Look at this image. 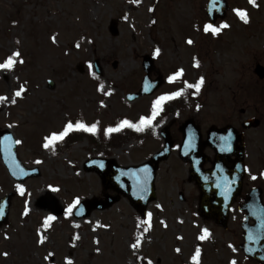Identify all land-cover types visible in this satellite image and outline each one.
<instances>
[{
  "label": "rangeland",
  "instance_id": "374dc122",
  "mask_svg": "<svg viewBox=\"0 0 264 264\" xmlns=\"http://www.w3.org/2000/svg\"><path fill=\"white\" fill-rule=\"evenodd\" d=\"M228 2V18L217 25L220 38L211 39L199 31L207 24L200 8L205 0H0V63L17 51L21 54L12 69H0V97L8 98L0 101V132L9 131L21 141L17 154L25 167L40 170L39 177L21 184L10 177L0 158V180L10 184L5 182L0 199L14 194L9 223L0 229V264H147L149 260L196 264L193 256L198 248L200 264H256L239 250L244 215L238 205L231 211L227 231L201 219L199 191L189 181L190 166L178 152L182 140L178 129L186 120L217 122L228 111L239 115V109L250 107L252 115L263 119L251 136V178L263 164L264 81L254 75V68L258 63L264 66V0ZM236 9L247 12V22ZM113 20L119 23L116 37L109 31ZM146 55L155 58L153 79L161 74L165 85L151 97L128 103L126 95L136 93L145 76ZM97 66L102 76L97 75ZM181 69L183 75L170 81ZM201 77L205 83L200 91L189 90V106L166 121L176 145L157 174L158 197L148 207L150 221L124 197L109 209L75 219L82 202L117 196L103 188L95 171L86 170L87 161L103 158L134 167L148 161L164 142L158 132L127 137L118 145L94 144L83 137L73 144L57 141L45 148V138L62 132L69 121L96 124L101 134L125 119L138 124L141 117L152 115L159 97L184 93L185 82L194 84ZM48 81L55 83L53 90ZM21 88L24 91L17 97ZM77 197L80 204L67 215ZM40 198H55L65 214L55 216L39 208ZM48 216L56 219L45 227ZM205 229L208 234L201 240ZM137 239L141 244L133 249Z\"/></svg>",
  "mask_w": 264,
  "mask_h": 264
},
{
  "label": "water",
  "instance_id": "95a60500",
  "mask_svg": "<svg viewBox=\"0 0 264 264\" xmlns=\"http://www.w3.org/2000/svg\"><path fill=\"white\" fill-rule=\"evenodd\" d=\"M228 11L227 0H216L215 7H212L211 0H208L207 16L210 23L214 26L218 19L224 20L227 17ZM109 29L113 36L119 35L117 21H112ZM143 69L146 76L142 80L141 88L138 93L127 95L128 102H135L142 97L151 96L164 84L162 76H159L156 80H152L151 78L156 69L153 57H144ZM97 72L99 75H102L99 67ZM254 73L259 80H264V67L262 65L258 64ZM48 84L51 90L55 88L53 82L49 81ZM260 124L259 120H248L245 122L244 128L247 130L251 128L256 129ZM214 130L220 152L228 146L224 140V136L228 134L233 135L236 133V130L232 127H227L223 130L215 128ZM179 131L183 135V142L179 153L180 157L184 162L191 164L190 181H194L201 189L199 199L200 216L204 221H214L218 227L227 230L231 209L241 196L243 190V180L245 177L243 147L241 149L234 148V152H230L229 155L236 158L230 169L222 167L220 163L221 155H218L212 171L204 173L202 167L205 161L201 155L199 127L195 124L194 120H187L181 125ZM161 136L165 142L163 150L156 153L150 161L140 166L125 168L117 165L114 160H90L86 164L87 171L95 170L102 181L104 189L116 192L117 196L115 198H107L104 202L87 200L79 208V210L86 208L84 213H79L78 210L75 212V217L77 219L88 218L93 211L109 209L118 203L121 197H125L130 201L131 206L143 218H146L149 204L157 199L155 182L159 165L169 159L174 148V141L168 127H165L161 131ZM5 137H11V140L6 141ZM241 142L243 143V138H241ZM0 155L9 173L15 180L24 182L28 178L40 175L37 169L29 170L23 167L17 157V144L8 131L0 132ZM97 162L104 163L106 169L103 167H92ZM144 169L148 171L145 172L143 171ZM209 179L217 180V184H211ZM12 197L13 195H8L0 200V228L8 224ZM180 199L184 201L183 194H180ZM44 201L50 202V204L47 205ZM38 205L40 208L52 211L56 216L65 213L54 199L50 201L41 198ZM238 209L241 213H245L244 221L241 223L243 242L240 244L239 249L247 259L258 264H264V200L262 189H253L244 198L243 203ZM250 236L253 239H249Z\"/></svg>",
  "mask_w": 264,
  "mask_h": 264
},
{
  "label": "snow or ice",
  "instance_id": "6c2138e0",
  "mask_svg": "<svg viewBox=\"0 0 264 264\" xmlns=\"http://www.w3.org/2000/svg\"><path fill=\"white\" fill-rule=\"evenodd\" d=\"M250 3L255 4V0H250ZM215 5H216V0H211V6L215 7ZM235 11H236L237 15L243 21H245V22L248 21V14H247V12L245 10L236 9ZM223 27L226 28V27H228V25L224 24ZM204 31L205 32H212L213 34H218L221 31V27L214 26L212 23H209V24L205 25ZM53 39H55V38H53ZM188 43L191 44V43H193V41L189 40ZM77 47H79V45H77ZM159 52H160V49L157 48L156 49V54L159 55ZM20 55H21L20 52L17 51L12 56H9L4 63H0V69H5V70L12 69L15 66L16 62H17L16 58L19 57ZM20 63H23V61L21 60ZM197 66H198V64H197ZM89 68H92L91 64H89ZM182 75H183V70L181 69L175 74V76L169 77V80L173 81V80H175L176 78H178V77H180ZM185 83H186V87L187 88H192V89L195 90V92L198 93L200 91V89L202 88V86L204 85L205 80H204L203 77H201L194 84L188 83V82H185ZM100 88H101V91H103V85H101ZM23 91H24V89L21 88V90L17 91L15 93V95L17 97H20L22 95ZM181 95H183V90L177 91V92H174V93H171V94H168V95L161 96L154 102L153 112H152V115L150 117L149 116L141 117V119H140L138 124H134L131 121L125 119V120H123L121 122V124L118 127H115V128L109 127L106 131H107V133L111 134L113 132L120 131L124 127L134 128L136 131H144L145 128L150 127L152 125V122L155 119L156 115L161 110L162 104H163L164 101L169 100V99H174V98L179 97ZM7 99H8L7 97H0V101H6ZM11 102L13 104L16 103L15 100H12ZM73 130H82V131H86V132H90V133H95V132H97L98 129H97V125L96 124H93V125L89 126V125H87V124H85L83 122H79V123L73 124V122L69 121L66 124V126H65V128H64V130L62 132L53 133L50 136L46 137L45 138V143H44L43 146L45 148L54 147L57 141L63 140ZM5 140L6 141L11 140V137H5ZM15 142L17 144L21 143V141H19V140L15 141ZM143 171L147 172L148 170L144 169ZM19 191H20L21 195H24L25 189H24L23 185L19 186ZM52 191H59V189L58 188H52ZM79 204H80V199L77 197L74 200V202L68 206V208L66 210V214L67 215H71L73 213V209L77 208V206ZM28 211L29 210L26 208L25 215L28 214ZM148 216H149V221H150L151 213H148ZM55 219H56L55 216H48L45 219V221H44L45 227H47L50 224V222L55 220ZM144 231L145 232L148 231V228H145ZM207 234H208V230L205 229L204 230V235H202L200 237V239L201 240L205 239ZM77 239H79V237H77ZM249 239H253V237L250 236ZM43 242H44V237H41L40 243H43ZM97 243H98V241H97ZM140 244H141V241L139 239H137L136 242L131 245V247L133 249H136V248H138L140 246ZM97 251H99V249H97ZM176 251L179 252L180 249H177ZM4 255L7 256L8 253L5 252ZM199 257H200V249L198 248L196 250L195 255L193 256V260L196 262V264H200ZM141 259H143V258H141ZM69 264H71V261H69ZM147 264H153V262L151 260H149L147 262ZM233 264H235V262H233Z\"/></svg>",
  "mask_w": 264,
  "mask_h": 264
},
{
  "label": "flooded vegetation",
  "instance_id": "af4514ba",
  "mask_svg": "<svg viewBox=\"0 0 264 264\" xmlns=\"http://www.w3.org/2000/svg\"><path fill=\"white\" fill-rule=\"evenodd\" d=\"M200 8L202 12L203 11L205 12L206 5L202 3L200 5ZM238 114L239 115H235V110L231 113L228 111L226 112L225 117L220 121L208 123L203 119L201 124H198L200 126V131H201V149L203 151L202 155L206 160V164L203 167V170L208 171L209 169H211L213 167V162L218 156L215 150L216 139H213L210 143H207L211 128L217 127L218 129H223L227 126H233L237 131L236 139L238 140L240 139L241 136H243V140H244L246 177L244 179L243 192L248 193L255 187H261L263 188L264 191V148L261 149V151L263 152V154H261L263 157V164L261 165V169L259 170L257 177L251 178L252 158H253V142L251 140V136L254 130L245 131L243 129L244 121L247 119L256 118V116L252 115V109L250 107L247 109H239ZM260 120L263 124L262 121L263 119ZM240 144H241L240 142L237 143V147H240ZM228 152L229 151L226 150L224 155L220 158V162H222L224 167L226 168H230L234 160V158L227 156ZM214 183H216L215 180ZM198 191L199 193H201V190Z\"/></svg>",
  "mask_w": 264,
  "mask_h": 264
},
{
  "label": "trees",
  "instance_id": "16d2710c",
  "mask_svg": "<svg viewBox=\"0 0 264 264\" xmlns=\"http://www.w3.org/2000/svg\"><path fill=\"white\" fill-rule=\"evenodd\" d=\"M158 2L159 0H155ZM188 104V98L183 96L176 97L174 99L169 100L166 105H164L159 113L156 115L155 119L152 122V125L150 127L145 128L144 131L136 132L134 128H128L126 127L127 131L124 134H108L106 135V138L104 139V142L107 144L112 145H118L125 141L127 138V133H130L132 136H137L141 133H150V134H156L158 128L166 123L167 119L172 113H176L173 110V107H177L179 111L183 110ZM177 114V113H176ZM89 137L92 143L97 144L100 143L98 138L95 135H89L88 133L84 131L79 132H70L68 134V141L69 144L75 143L76 141L80 140L82 136L86 135ZM146 227V226H145ZM144 227V229H145Z\"/></svg>",
  "mask_w": 264,
  "mask_h": 264
},
{
  "label": "bare ground",
  "instance_id": "6f19581e",
  "mask_svg": "<svg viewBox=\"0 0 264 264\" xmlns=\"http://www.w3.org/2000/svg\"><path fill=\"white\" fill-rule=\"evenodd\" d=\"M6 181L0 180V191L2 190L3 185L5 184ZM7 185H10L8 182H6Z\"/></svg>",
  "mask_w": 264,
  "mask_h": 264
}]
</instances>
